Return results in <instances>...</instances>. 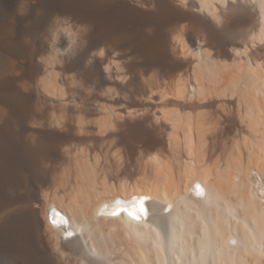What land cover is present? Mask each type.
<instances>
[{
  "label": "bare ground",
  "instance_id": "6f19581e",
  "mask_svg": "<svg viewBox=\"0 0 264 264\" xmlns=\"http://www.w3.org/2000/svg\"><path fill=\"white\" fill-rule=\"evenodd\" d=\"M0 264H264V0H0Z\"/></svg>",
  "mask_w": 264,
  "mask_h": 264
},
{
  "label": "clouds",
  "instance_id": "9594fccd",
  "mask_svg": "<svg viewBox=\"0 0 264 264\" xmlns=\"http://www.w3.org/2000/svg\"><path fill=\"white\" fill-rule=\"evenodd\" d=\"M71 47V41L69 43V48ZM69 49H65V52H67ZM59 52V49H57ZM63 55L64 53H60ZM201 188V187H200ZM197 196H201V192L199 190L196 191ZM147 197H140L139 199L134 200L131 207H124L121 202L116 201V207L114 210L107 212V215H117L119 212L123 211L126 213V215L134 220H139L145 213L146 208L144 206L145 201L147 200ZM102 213L105 212V209L100 210Z\"/></svg>",
  "mask_w": 264,
  "mask_h": 264
},
{
  "label": "snow or ice",
  "instance_id": "6c2138e0",
  "mask_svg": "<svg viewBox=\"0 0 264 264\" xmlns=\"http://www.w3.org/2000/svg\"><path fill=\"white\" fill-rule=\"evenodd\" d=\"M199 190L201 192V196H203L204 192L203 189L200 188V186L196 185V191Z\"/></svg>",
  "mask_w": 264,
  "mask_h": 264
},
{
  "label": "rangeland",
  "instance_id": "374dc122",
  "mask_svg": "<svg viewBox=\"0 0 264 264\" xmlns=\"http://www.w3.org/2000/svg\"><path fill=\"white\" fill-rule=\"evenodd\" d=\"M152 92H154V93H157V92H158V90H156V88H154Z\"/></svg>",
  "mask_w": 264,
  "mask_h": 264
}]
</instances>
